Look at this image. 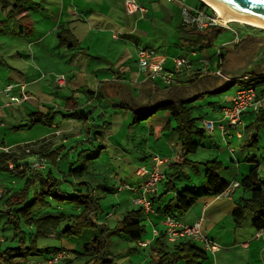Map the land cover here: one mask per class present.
<instances>
[{
	"label": "crops",
	"instance_id": "obj_1",
	"mask_svg": "<svg viewBox=\"0 0 264 264\" xmlns=\"http://www.w3.org/2000/svg\"><path fill=\"white\" fill-rule=\"evenodd\" d=\"M14 1L0 0V58L2 50L9 47L10 55L21 61L23 65L29 66V63L25 61L28 55L32 58L42 59L51 57L53 53L58 52L60 54L62 52L61 48L65 47L68 48L72 55L76 54L79 57L89 56L91 59L96 58L98 62H101L100 66L97 67L95 87L81 88L80 90L84 94L82 97L80 96L82 102L67 103L65 107L68 111L70 110L69 112L85 110L91 111V113L97 111L96 108L98 106L104 107L103 109L105 110L97 115V119H102L103 124H93L96 128L94 138L102 146H97L95 150L90 152H93L92 156L99 159L105 150L108 156L103 161L104 164L102 166L108 170H121L126 176L133 177L131 182L126 181L131 186L139 185L141 180L137 175L138 168L140 166L152 168L154 158L157 156L167 159V162L161 166L163 171L169 163L177 159L175 133L170 132L169 128L164 125L162 126L164 132L162 130H159V132L151 130L146 134L143 129L137 131L139 126L138 122H135L136 114L145 112L163 101L192 100L194 110L199 109L200 114L198 116H201L202 120H217L221 117L222 109L230 105L232 95L243 83L257 84L258 81L244 80L246 75L264 74V70L256 73L249 71L255 65L256 60L261 55H264V37L262 35H240L241 41L239 43H232V39L230 45L222 48V53L224 54L222 57L217 56V51L212 55L208 49L200 51L198 47L191 46L189 40L194 39L195 36H191L182 30L188 29L181 22L183 0H137L146 7L145 13L140 11L127 12L123 0H26L19 9L13 11ZM184 1L188 3V0ZM190 5L202 6V4L198 5V2ZM82 18H84L83 21L81 20ZM61 27L71 29L79 45L74 47L61 45L57 36ZM79 31H84L85 36L80 37ZM256 37L261 41L253 42ZM11 40L12 42L15 41V43L6 46L8 44L7 41ZM131 41L135 45L134 51L128 49L127 43ZM242 42L249 43L241 46ZM20 43L21 45H19ZM167 43L173 44L177 49H169L164 52L155 50L154 45L160 44L166 49ZM83 44L85 47H82ZM56 47L58 48L57 52L55 50ZM140 47L153 49L164 55L166 57V66L169 68L172 67V57L188 56L194 60L197 66L196 69L200 71L195 79L183 75L178 83L172 85H166L160 80L150 79L140 72L138 67L137 60ZM24 51L25 53H23ZM127 54L129 56L125 57ZM33 67L38 71L40 66L39 64H34ZM12 69L19 75L22 73L16 67H12ZM246 69H248V72L237 78ZM82 72V69L75 70V78H70V81L68 80V83L64 86L69 83L72 85L77 84ZM38 79L34 78L28 81L27 79L24 81L22 79L18 80V82H8L7 84L26 83L27 89L31 93V98L27 101H30L33 98L30 88ZM231 81L239 83L234 93L226 95L224 94L225 91L219 92ZM5 87L2 91L0 90V95L3 94L6 98H9L4 91ZM222 93L224 96L222 100H219L218 98H221L219 96ZM13 94H18V88L15 89ZM212 95H217V97H212ZM210 97L213 99H210ZM11 104L13 103L10 102L9 98L5 102V106L8 107ZM208 106L209 111L210 109L212 111L207 113L208 116H203V111ZM87 107L90 108L86 109ZM108 108H112V110ZM34 113L39 116L46 115L38 110H32L27 114L31 115ZM61 113L62 118L60 120H56V116L52 114L53 119L50 121H52L51 126L55 129V132L49 135L48 138H43V140L47 139L48 146L52 148L59 146L56 143L58 140H65L69 137L78 138L84 128H89L90 114L86 121H80L75 118L65 117V113ZM257 114L254 110L245 112L243 115L244 124L239 128L243 132V138L239 139L234 135L229 140L235 137V141L238 140L237 142L241 146L247 143L250 144L251 138L255 134ZM109 116L112 117L111 121L107 120ZM93 121H96V118H93ZM125 122H128L130 131L121 135ZM202 125L204 126L203 123ZM208 131L206 129V135L212 136ZM231 132L233 133L234 130L231 129ZM87 133L89 134L88 142L91 145L93 144L90 142L92 140L90 133L92 132L88 130ZM257 133L258 142L252 146L255 149L260 147V130ZM119 136L128 139V144L126 143L124 146ZM113 138L115 139L113 140ZM109 139L112 141L109 142ZM38 144L39 142L33 145L37 146ZM228 146H230V141ZM225 149L226 147H224L222 153L225 152ZM14 152L17 151L14 149ZM230 159L232 162L234 161L233 157ZM253 161L255 164H259V176H264V174L261 175L260 173L262 165H264V156L261 157V161H258L254 155ZM236 162L239 163L237 160ZM221 175L223 176L222 173ZM228 182L231 183L232 181ZM127 190H130L129 202L133 204V198L138 193L132 189ZM164 190L160 185L159 193L162 194ZM168 193L163 194L162 198L170 197V192ZM242 195L247 194L235 189L227 194L223 193L200 199L180 218V222L188 225L200 223L202 233L220 247L214 253L210 250V254L214 255L215 259L216 254L224 249L226 252L233 250V264H264V229L255 227L253 224L254 215L249 214L240 226H236L232 217L236 200ZM109 213L107 212L106 215ZM157 214L146 215L148 217L146 221L148 225L147 234L144 240L137 242L139 246L149 247L148 255L154 262L158 259L152 244V240L158 231L155 221L160 222L162 219V215L160 213ZM230 216L232 222L229 221V224L224 223L225 218ZM0 241H4V239L0 238ZM196 242L201 243L205 249L202 241ZM61 248H73V244L69 241ZM33 264H40V261L37 263L33 262ZM206 264L209 263L206 262ZM217 264L220 263L217 261Z\"/></svg>",
	"mask_w": 264,
	"mask_h": 264
},
{
	"label": "rangeland",
	"instance_id": "obj_2",
	"mask_svg": "<svg viewBox=\"0 0 264 264\" xmlns=\"http://www.w3.org/2000/svg\"><path fill=\"white\" fill-rule=\"evenodd\" d=\"M195 2H198V5L201 4L200 0H188V4H193ZM81 20L83 21L84 18H82ZM247 25L244 23L240 24V22L231 23V26L235 28L241 36L245 34H261L264 37V30H261L262 28ZM219 28L221 29V31L213 40L212 45L207 48L212 55L220 47L230 42L236 36L234 31H232L231 29L225 27ZM78 34L80 37L85 36L84 31H79ZM12 40L7 41L8 44H6V46L15 43V41L12 42ZM255 41L259 42L261 40L256 37L253 39V42ZM247 43L249 42H242L240 45L243 46ZM19 45H21V43ZM127 45L130 51H134L135 45L133 41L128 42ZM166 46L167 47L165 49L163 45H154L155 50H157L158 52H164L166 50L174 48L177 49V47H175L171 43H167ZM82 47H85V45L83 44ZM57 49L58 48L56 47V52ZM25 51L23 53H25ZM61 51L62 52L60 54H58V52L53 53L51 57L42 59L32 58L28 55L25 59V61L29 63L28 66L26 64L23 65L21 61L17 60L15 57H13V55H10L11 53L9 47L2 50V56L0 58L1 91L8 82H18V80L22 79L23 81L26 79L28 81L33 80L34 78L38 79V77L39 79L30 88V91L33 94V98L26 103H13L11 104V106L7 107L5 106V102L8 101L9 98H6L3 94L0 95V146L3 145L4 147L13 148L17 151V153H20L22 151L29 152L25 149L28 148V145H30L29 147L36 149L40 148L42 144H44V147H47L48 141L47 139L43 140V138H48L49 135L55 132V129L52 126L43 123H38L34 126H31V124H29L30 118H33L35 116L34 114L36 113L32 115H28L27 113L32 110H38L39 112H43L44 114L51 113L56 116V120H60L62 118L61 112L68 113L70 111H68V109L65 107L67 103L72 104L75 101H78L79 103L82 102L80 96L82 97L84 94H82L83 91L80 90L81 88L88 89L95 87L94 84L97 82V67L100 66L101 62H98L96 58L91 59L89 56L79 57V55L76 54L72 55L69 52L68 48L65 47H62ZM127 56H129V54L125 55V57ZM34 64H39L40 67L38 71L33 67ZM12 67H16L17 69L21 70L22 73L19 75L17 72H15L14 69H12ZM77 69L83 70L82 74L79 76L77 84L72 85L71 83H69L66 86H58L57 83L54 82L56 81L58 76L64 75L68 83V80L70 81V78H75V70ZM238 85L239 83L237 81H233L230 85V88L225 91L224 94L230 95L234 93ZM29 94L31 93L29 92ZM224 94L222 93V95L219 96L221 98L218 99L222 100ZM217 95H212V97H217ZM212 97H210V99H213ZM89 108L90 107H87L86 109ZM103 108L104 107L98 106L96 108L97 111H94L90 114V129L84 128L83 132H81L78 138L69 137L65 140L60 139L56 142L59 146L64 145L65 149L63 154L65 156L62 163L60 164L61 171H59L56 167L55 174L62 179L61 188L68 192H73L75 188H78L77 186H73L76 181L83 179L89 181L90 186L94 188V193L99 196L101 203V208L97 213L93 215V220L97 223L105 222V224H108V226L112 229L118 226V223L120 222V219L122 217L121 214L124 211L134 208V205L129 202L130 190H127L125 188V184H128L126 183V181L131 182L133 180V177L126 176V174H124V172L121 170H108L103 167V161H105L108 156L105 150L103 151L99 159L95 156L92 157L93 152L90 151L95 150L97 146H102L97 142L96 138H94V136L96 135V132H94L96 128L93 124H103L102 119H97V115L99 114V112L105 110ZM108 109L112 110V108ZM210 111H212V109H210ZM210 111L209 106L206 107L203 111V116H208L207 113H210ZM199 114V109H195L194 115L198 116ZM93 118H96V121H93ZM169 119V114L159 111L158 113L150 116L148 119L138 123L139 127L137 128V131L143 129V131H146V134L151 130L158 132L159 130H162L164 132L162 126H165ZM107 120L111 121L112 117L109 116ZM88 130L92 132L90 133V137L92 138L90 142L93 143L91 145L88 141H82L84 138L89 137V134L87 133ZM129 131L130 128L128 127V122H125L122 128L121 135L122 133H129ZM263 131L264 128H261L259 135L260 147L258 149L249 146L248 143L241 146L237 142L238 140L235 141V137L232 140H229L230 146H227L219 129H216L214 132L208 131L212 136L206 135L202 140L196 139L200 142V146L196 153L189 156L190 159L195 161V164L193 166H187L184 168L183 173L177 180L178 188L189 186L192 189L198 191L203 190L205 187V182L204 167L202 163L206 160L214 158H218L223 162L221 173L226 180L234 181L236 177L237 179H241L244 174H246L251 168L255 166V163L253 161L254 155L257 157L258 161H261V157L264 156V147H262V145H264ZM120 137L121 136H119V138ZM114 139L115 138H113V140ZM127 140L128 139L121 137V142L124 144V146L127 143ZM108 141L111 142L112 140L109 139ZM33 142H39V144L37 146H34ZM224 147H226V149L225 152L222 153V151H224ZM230 147L235 148V157L238 158L239 163L235 160L233 162L231 161L230 158L233 157V154L230 151ZM83 149L85 150L82 151ZM39 155L28 153L26 154V156H24L21 163L33 164L37 160ZM45 160L47 162V167L50 166L51 162L47 158H45ZM80 166L84 167V169L82 170V177H74L73 174L76 173H73L70 169H75ZM263 166L264 165H262V168L260 170L261 175L264 174ZM26 172V175L28 176L30 168H28ZM64 175H66V178H64ZM116 175H118V177H116ZM27 176H19L8 171H0V190L2 191V193L9 194H11L13 191L20 190L23 187ZM118 189L120 190L118 191ZM77 212L78 209L70 203L61 204L51 200V204L47 206H37L35 215L37 217H42L49 214L55 215L59 213ZM107 212H110L109 215H106ZM7 218L8 217L6 214L0 213V238L5 239V241L0 242L1 253L8 246H23L24 244L29 245L35 233V227L27 224L22 225V233L17 232V230H15L9 223H7ZM231 219V216L226 217L224 223L229 224V221L232 222ZM158 227L164 229L165 225L161 222ZM97 234V229L89 228L86 229L81 236L67 239L62 236L61 230L59 229L51 235L40 236L38 238L37 252L28 255L26 258H16L10 263L7 262L4 264H33V262L37 263L39 261L40 264H48L46 259L49 257V254L45 252L46 248L62 247L66 242L70 241L73 244L74 248L81 249L84 243L93 240V238ZM22 236H24L25 239L21 242L19 238ZM197 245L199 247H203L201 243L197 242ZM216 246V249L212 250V253L219 250L220 247L217 243ZM109 249L114 254L116 262L120 264H141L143 262L145 264H154L153 259L148 255L149 247H142L139 246L135 241L129 239L127 240L123 232L119 231L118 229L112 232L109 236ZM210 253L211 251L209 250L208 259L206 261L209 264H217V261L220 264H233V250H229L226 252L224 249H222L221 252L216 254V259L215 256ZM0 264H2L1 258ZM171 264L184 263L180 261L178 263Z\"/></svg>",
	"mask_w": 264,
	"mask_h": 264
},
{
	"label": "trees",
	"instance_id": "obj_3",
	"mask_svg": "<svg viewBox=\"0 0 264 264\" xmlns=\"http://www.w3.org/2000/svg\"><path fill=\"white\" fill-rule=\"evenodd\" d=\"M25 1L15 0L12 10L19 9ZM200 2L202 6L205 5L202 1ZM182 30L191 36H195L194 39L189 40L190 45L198 47L200 51L209 48L215 37L221 31L220 28L215 27L206 29L205 31H199L193 28ZM57 36L61 45H67L68 47L79 45V42L69 28L61 27ZM223 55L221 53L220 56L222 57ZM232 82L220 89L219 92L226 91ZM159 111L169 114L170 119L165 126L169 128L170 132L175 133L177 141V159L167 165V168L164 169V177L160 180V185L165 190L162 194L157 192L152 196L156 215H158L157 213L162 215L161 221L163 223L166 216L180 221V218L200 199L223 194L230 182L221 175L222 162L218 159H212L202 163L205 182L203 190L198 191L189 186L178 188L177 180L183 173L184 167L195 164V161L190 159L189 156L196 153L200 146V142L196 139L202 140L206 136V129L202 125L204 120H202L203 118L201 116L194 115L192 100H184L160 102L147 111L136 114L135 122L140 123ZM255 112L258 113L255 121L256 129L249 146L256 145L258 142L257 132L261 128H264V108ZM89 114H91V111L76 110L65 113V116L86 121L89 118ZM34 115L29 122L31 126L38 123L51 126L52 121L50 120L53 119L52 114L39 116L36 113ZM88 140L89 138H84L82 141L87 142ZM37 143L35 142L33 144ZM29 146V152L0 151V171H8L19 176H27L26 171L30 168V172L20 190L13 191L11 194L0 193V213L7 215V223L19 233H22L21 227L23 224L35 227V233L29 245L8 246L2 253L0 252L2 264L10 263L20 257L26 258L28 255L37 252L38 238L40 236L51 235L60 229L62 236L70 239L81 236L89 228L97 229L98 234L93 240L84 243L81 249L74 247L69 249L48 247L45 249V252L51 256L46 260L52 259L61 251H66L68 256L56 264H120L116 262L114 254L109 249V236L113 231L118 229L129 240L135 242L144 240L147 234L148 225L146 221L148 217L143 211V208L133 203L135 207L123 212L119 225L112 229L105 222H95L93 215L100 210L101 203L99 196L94 193V188L90 186V182L84 179L76 181L73 186H77L78 188H75L73 192H68L61 188L62 179L55 174L56 167L61 171L60 164L65 156L63 154L65 149L64 145L56 148L44 147L42 145L38 149ZM28 153L40 154L38 158H47L51 162L50 166L44 170H33L32 163H21L24 156ZM233 158V160L239 161L235 156ZM10 163L13 164V169L9 168ZM258 168L259 164H255L241 179H236L239 181V186L235 189L247 194L240 196L236 200L232 212L236 226H240L249 214H253L255 216L253 221L255 227L257 229H264V176H259ZM83 169L84 167L80 166L75 169L71 168L70 170L76 173L73 174L74 177H82ZM65 176L64 178H66ZM168 192H170L171 196L162 198V195L169 194ZM51 200L61 204L70 203L78 209V212L49 214L37 217L35 215L37 206H47L51 204ZM160 222L155 221V225L159 226ZM19 239L22 242L25 237L22 236ZM168 241L165 227L164 229L158 227L157 234L152 240V244L158 255L156 262L153 261L154 264H171L180 261L184 264H206L208 251L203 247H199L196 241L187 237H180L175 242L169 241V243Z\"/></svg>",
	"mask_w": 264,
	"mask_h": 264
},
{
	"label": "built area",
	"instance_id": "obj_4",
	"mask_svg": "<svg viewBox=\"0 0 264 264\" xmlns=\"http://www.w3.org/2000/svg\"><path fill=\"white\" fill-rule=\"evenodd\" d=\"M123 1L126 11L129 13H134L136 11L142 13L146 12V7L141 5L137 0ZM203 3L205 5L196 7L183 0L181 7L182 25L199 31H205L206 29L213 27H225L234 31L236 35L231 42L239 43L241 41V36L240 33L231 26L232 21H225L219 16L213 7L205 2ZM231 42H228L224 46L230 45ZM224 46L217 50V56L221 55ZM171 61L172 67L169 68L166 66V57L164 55L153 49L144 47H140L138 50L137 63L140 72L144 73L148 78L160 80L166 85L178 83L183 75L195 79L200 71L196 69L197 66L194 63V60L190 59L188 56H174L171 58ZM244 78V80H255L258 82L257 84L243 83L232 95L230 105L225 106L222 109V114L219 119H206L203 121L207 130H220L227 146L229 138L234 135L239 139L243 138V132L238 127L244 124V113L248 110L259 111L264 108V74H250L246 75ZM56 82L59 86H63L67 83V79L64 75H61L57 77ZM17 88L18 94H13ZM4 91L9 96L11 103H22L31 98L26 83H9L6 85ZM231 129L234 130L233 133L231 132ZM25 149L26 151H29L28 148ZM0 151L14 152V149L0 146ZM230 151L233 156H235V148L230 147ZM166 162L167 159L157 156L154 158V165L152 168L146 166H140L138 168L137 175L141 178L139 185L133 187L130 184H125L126 189H132L138 193L137 196L133 198V203L142 207L147 215L156 214L152 196L159 192L160 180L164 177V171L161 169V166ZM9 168L13 169L12 163L9 164ZM46 168L47 162L44 157L37 158L32 164L33 170H44ZM237 186H239V181L235 179L229 184L224 193L227 194L232 192ZM0 193H2V191ZM163 224L165 225L167 238L171 242L177 241L180 237H187L193 241H202L206 250L212 251L217 247L216 243L202 233L200 223L188 225L173 217L166 216L163 220ZM66 256H68V253L66 251H61L52 259L47 260V262L48 264H56Z\"/></svg>",
	"mask_w": 264,
	"mask_h": 264
},
{
	"label": "water",
	"instance_id": "obj_5",
	"mask_svg": "<svg viewBox=\"0 0 264 264\" xmlns=\"http://www.w3.org/2000/svg\"><path fill=\"white\" fill-rule=\"evenodd\" d=\"M208 1L219 6L220 8L225 10L226 13L228 14L249 18L264 23V0H208ZM263 57L264 55H261V57L256 60L255 64L261 61ZM247 72L248 69H246L240 75H238L237 78L245 75Z\"/></svg>",
	"mask_w": 264,
	"mask_h": 264
},
{
	"label": "bare ground",
	"instance_id": "obj_6",
	"mask_svg": "<svg viewBox=\"0 0 264 264\" xmlns=\"http://www.w3.org/2000/svg\"><path fill=\"white\" fill-rule=\"evenodd\" d=\"M203 1L208 3L211 7H213L216 10V12L219 14V16L221 18H223L225 21L240 22V23H244V24H248V25L257 27V28L264 29V23L263 22L253 20V19H249V18H244V17L237 16V15L228 14V13H226L225 10H223L219 6L215 5L214 3H212L208 0H203Z\"/></svg>",
	"mask_w": 264,
	"mask_h": 264
},
{
	"label": "flooded vegetation",
	"instance_id": "obj_7",
	"mask_svg": "<svg viewBox=\"0 0 264 264\" xmlns=\"http://www.w3.org/2000/svg\"><path fill=\"white\" fill-rule=\"evenodd\" d=\"M263 70H264V57L261 61L256 63L249 71H251L252 73H256V72H261Z\"/></svg>",
	"mask_w": 264,
	"mask_h": 264
}]
</instances>
